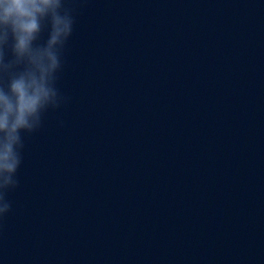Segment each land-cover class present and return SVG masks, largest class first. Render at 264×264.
<instances>
[{
    "label": "water",
    "instance_id": "water-1",
    "mask_svg": "<svg viewBox=\"0 0 264 264\" xmlns=\"http://www.w3.org/2000/svg\"><path fill=\"white\" fill-rule=\"evenodd\" d=\"M69 6L0 264H264V0Z\"/></svg>",
    "mask_w": 264,
    "mask_h": 264
},
{
    "label": "clouds",
    "instance_id": "clouds-1",
    "mask_svg": "<svg viewBox=\"0 0 264 264\" xmlns=\"http://www.w3.org/2000/svg\"><path fill=\"white\" fill-rule=\"evenodd\" d=\"M70 0H0V220L12 210L25 135L66 103L58 86L74 31ZM47 39L39 43L42 32Z\"/></svg>",
    "mask_w": 264,
    "mask_h": 264
}]
</instances>
